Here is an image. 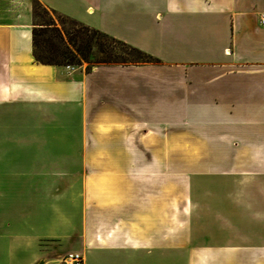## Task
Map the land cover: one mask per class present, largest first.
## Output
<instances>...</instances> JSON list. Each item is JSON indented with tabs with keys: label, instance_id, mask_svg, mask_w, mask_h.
<instances>
[{
	"label": "crops",
	"instance_id": "obj_1",
	"mask_svg": "<svg viewBox=\"0 0 264 264\" xmlns=\"http://www.w3.org/2000/svg\"><path fill=\"white\" fill-rule=\"evenodd\" d=\"M38 1L158 63H39L0 0V264H264V0Z\"/></svg>",
	"mask_w": 264,
	"mask_h": 264
},
{
	"label": "rangeland",
	"instance_id": "obj_2",
	"mask_svg": "<svg viewBox=\"0 0 264 264\" xmlns=\"http://www.w3.org/2000/svg\"><path fill=\"white\" fill-rule=\"evenodd\" d=\"M34 22L45 24V32L39 39L49 48L50 43L58 49L56 60L59 65L92 66L110 61V64L137 65L158 63L134 51L122 43L112 40L95 28L82 24L57 12L45 8L34 0ZM48 41V42H45Z\"/></svg>",
	"mask_w": 264,
	"mask_h": 264
},
{
	"label": "trees",
	"instance_id": "obj_3",
	"mask_svg": "<svg viewBox=\"0 0 264 264\" xmlns=\"http://www.w3.org/2000/svg\"><path fill=\"white\" fill-rule=\"evenodd\" d=\"M38 1V0H36ZM39 2V1H38ZM40 3V2H39ZM41 4V3H40ZM33 14H34V6H33ZM35 16V14H34ZM45 24H41V26H37V23L34 22V27L32 30V38H33V55H34V59L39 62V63H44V64H59L58 61L56 60V56L58 54V49L56 47H54V45L52 43H50L49 48H47L46 46H44L41 42V40L39 39V36L41 33L39 32H45L47 29L46 26H44ZM96 31L108 36L109 38H111L112 40L118 41L120 43H122L123 45H126L128 47H130L131 49H133L134 51H137L141 54H143L145 57L155 60L157 61L152 55H149L145 52H143L142 50L131 46L127 43H125L122 40H119L117 38H114L98 29H95ZM45 42H48L45 40ZM104 63H111L110 61H104Z\"/></svg>",
	"mask_w": 264,
	"mask_h": 264
},
{
	"label": "built area",
	"instance_id": "obj_4",
	"mask_svg": "<svg viewBox=\"0 0 264 264\" xmlns=\"http://www.w3.org/2000/svg\"><path fill=\"white\" fill-rule=\"evenodd\" d=\"M263 22H264V15ZM63 262L65 264H82V255L78 253H69L63 257Z\"/></svg>",
	"mask_w": 264,
	"mask_h": 264
}]
</instances>
